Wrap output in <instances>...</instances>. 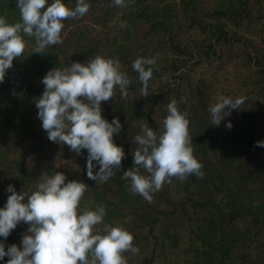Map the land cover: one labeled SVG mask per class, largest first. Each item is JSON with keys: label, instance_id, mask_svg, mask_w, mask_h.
I'll return each mask as SVG.
<instances>
[{"label": "trees", "instance_id": "16d2710c", "mask_svg": "<svg viewBox=\"0 0 264 264\" xmlns=\"http://www.w3.org/2000/svg\"><path fill=\"white\" fill-rule=\"evenodd\" d=\"M88 2L85 16L64 21L63 43L38 54L34 38L24 37L23 55L0 83V208L11 195L9 185L27 199L41 175L59 171L66 182L88 186L81 210L104 205V223L133 235L140 251L124 254L128 264H264V147L255 146L264 141V0H134L127 9L112 0ZM64 3L74 8L76 0ZM0 16L19 22L16 0H0ZM121 21L128 27L122 29ZM95 55L117 58L132 81L127 96L117 87L101 103L102 118L120 120L113 139L125 158L108 181L98 183L87 176L86 149L76 154L48 139L34 102L49 70ZM138 56L157 57L147 97L132 69ZM219 95L245 100L217 127L208 108ZM172 99L187 113L204 175L173 178L149 203L130 192L123 171L134 167L140 123L159 133ZM98 171L99 165L93 169ZM28 227L21 222L0 237L5 251L22 247Z\"/></svg>", "mask_w": 264, "mask_h": 264}, {"label": "clouds", "instance_id": "9594fccd", "mask_svg": "<svg viewBox=\"0 0 264 264\" xmlns=\"http://www.w3.org/2000/svg\"><path fill=\"white\" fill-rule=\"evenodd\" d=\"M133 2L112 0V6L127 9ZM16 7L19 22L8 23L0 16V83L14 59L23 55L24 37L34 38L33 53L41 54L49 46L63 43L64 21L85 16L91 4L76 0L75 7L70 8L64 0H16ZM120 27L127 28V21H121ZM132 69L142 84L141 95L149 96L153 70H159L157 57L138 56ZM131 82L117 58L95 55L87 63L73 62L71 66L49 70L41 81L44 91L34 101L50 141L67 145L76 154L87 150V176L97 183L108 181L125 158L123 148L113 139L114 133L121 131L120 120L117 117L109 122L102 118L101 103L112 99L117 87L127 96ZM244 100L219 95L208 108L211 123L218 127L232 110L240 109ZM167 113L159 133L147 123H140L139 134L134 137L137 148L132 151L134 167L123 171L122 179L128 182L130 192L149 203L153 201L152 194L162 190L165 183H172L173 178L185 181L192 175H204L202 163L193 154L187 113L179 110L175 99L167 104ZM226 127L231 129L230 121ZM255 146L264 147V141H257ZM97 165L99 171L94 173ZM141 169L146 175L141 174ZM66 180L59 171L44 173L27 199L24 193L8 186L11 195L0 208V237L6 239L21 222L29 227L22 234V247L12 244L5 251V245L0 243V260L7 256V264H128L124 254L138 255L140 251L134 246L133 235L122 227L104 223V205L81 210L88 186ZM98 225L103 229L97 230Z\"/></svg>", "mask_w": 264, "mask_h": 264}]
</instances>
